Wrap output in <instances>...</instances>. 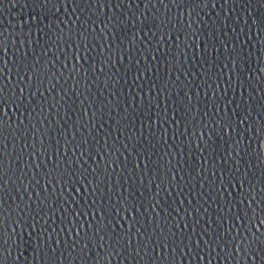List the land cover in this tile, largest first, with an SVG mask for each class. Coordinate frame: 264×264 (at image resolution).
<instances>
[{
    "label": "water",
    "instance_id": "water-1",
    "mask_svg": "<svg viewBox=\"0 0 264 264\" xmlns=\"http://www.w3.org/2000/svg\"><path fill=\"white\" fill-rule=\"evenodd\" d=\"M0 264H264V0H0Z\"/></svg>",
    "mask_w": 264,
    "mask_h": 264
},
{
    "label": "snow or ice",
    "instance_id": "snow-or-ice-1",
    "mask_svg": "<svg viewBox=\"0 0 264 264\" xmlns=\"http://www.w3.org/2000/svg\"><path fill=\"white\" fill-rule=\"evenodd\" d=\"M93 3L96 2V0H92ZM119 2L122 4L123 3V0H119ZM40 3L41 4H44V3H51V0H40Z\"/></svg>",
    "mask_w": 264,
    "mask_h": 264
}]
</instances>
